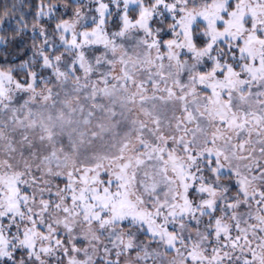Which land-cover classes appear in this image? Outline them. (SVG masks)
<instances>
[{"label": "snow or ice", "instance_id": "6c2138e0", "mask_svg": "<svg viewBox=\"0 0 264 264\" xmlns=\"http://www.w3.org/2000/svg\"><path fill=\"white\" fill-rule=\"evenodd\" d=\"M0 264H264V0L0 6Z\"/></svg>", "mask_w": 264, "mask_h": 264}, {"label": "trees", "instance_id": "16d2710c", "mask_svg": "<svg viewBox=\"0 0 264 264\" xmlns=\"http://www.w3.org/2000/svg\"><path fill=\"white\" fill-rule=\"evenodd\" d=\"M12 0H0V6H3L5 3H11Z\"/></svg>", "mask_w": 264, "mask_h": 264}]
</instances>
